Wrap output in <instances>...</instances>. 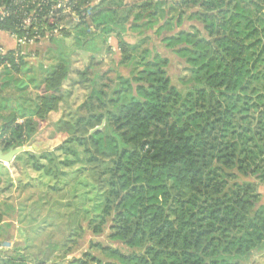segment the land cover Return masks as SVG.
<instances>
[{
  "label": "trees",
  "instance_id": "16d2710c",
  "mask_svg": "<svg viewBox=\"0 0 264 264\" xmlns=\"http://www.w3.org/2000/svg\"><path fill=\"white\" fill-rule=\"evenodd\" d=\"M63 1L0 0V31L25 40L0 53V75L6 80L21 73L23 53L40 41L53 42V33L71 36L58 26L57 13L51 16ZM66 1L77 16L72 37L79 45L90 24L104 34L117 25L110 7L94 6L85 14L80 9L89 0ZM160 1L156 9L162 7L163 18L157 27L172 29L161 38L166 56L140 50L144 40L129 44L118 37L120 64H135L131 74L118 76L108 100L94 87L97 61L91 53L76 72L62 59L34 86L31 109L0 127V146L8 151L28 144L60 114L57 122L75 134L65 144L78 143L87 163L105 166L100 212L85 224L74 220L72 229L82 242L89 238L90 250L71 264H249L264 252L258 191L264 186V0H171V10L178 12L174 17ZM150 5L136 6L149 12L148 24L157 15ZM169 55L183 76L170 72ZM71 73L78 83L72 88L90 83L78 103L66 87ZM64 146L58 149L68 154ZM22 153L33 170L65 183L67 172L58 163L41 162L51 161V152ZM60 164L66 168L70 162ZM2 218L0 210V223Z\"/></svg>",
  "mask_w": 264,
  "mask_h": 264
},
{
  "label": "rangeland",
  "instance_id": "374dc122",
  "mask_svg": "<svg viewBox=\"0 0 264 264\" xmlns=\"http://www.w3.org/2000/svg\"><path fill=\"white\" fill-rule=\"evenodd\" d=\"M145 1H151L154 5H150L149 9L157 12L150 24L147 23L146 18L149 12H143L139 9L140 6L136 7ZM157 1L161 2L160 0H93L86 12L91 13L94 11L92 10L94 6L103 4L104 8L110 7L115 12L117 25L113 32L104 34L90 24L88 36L81 45L72 37L76 33V20L71 15L72 11L62 7L57 14V24L70 32L71 36L64 37L54 33L53 42L45 39L35 45L30 53H23L25 63L22 71L19 75H12L8 79L12 83H8L9 86L4 87L8 80L4 75H0V87L3 85V91L1 89L3 94H0V127L13 114L21 116L31 109L36 97L34 86L62 59L68 61L71 70L76 72L86 66L87 55L91 53L97 61L95 74L98 77L94 87L105 92L106 96L103 98L108 100L112 91L118 87V76L125 77L131 74L135 64H120L118 37L129 44H137L144 40L140 50L151 48L153 51L163 52L162 55L166 56L167 52H164L161 38L170 36L172 29L170 30L168 26L157 27L163 18L159 15L162 7L156 9ZM164 1L163 7L168 13L167 16H176L178 12L171 10V0ZM180 7L184 9V5ZM136 15H139V18H136ZM138 54H134L136 62H140ZM169 56L172 62L170 72L178 77L183 76L184 72L181 71L183 68L177 66L178 62L174 59V55ZM137 68H141V63ZM2 71L3 68H0L1 73ZM76 81L75 74L71 73L66 87L72 88L71 83L78 84ZM15 86L21 87L22 90L18 91ZM89 87L90 83L80 85L78 88L80 90L76 87L72 88L73 98L78 97L75 102L82 100L84 90L88 92ZM4 95L8 100L6 102ZM71 101V98L66 100L67 106H70ZM59 116L60 114L53 116L45 128L40 129L31 137L28 144L21 147H30L32 149L30 152L35 155L51 152L53 159L51 161L42 159L41 162L48 167L52 163H58L60 169L67 172L64 184L55 178L49 180L43 172L33 170V162L23 153L18 154V159L10 163L0 162V210L3 214L0 225V264H55L60 258H63L62 264H71L75 259H82L85 250H90L87 243L89 238L86 236L82 242V238L72 229L77 223L74 220H80L85 224L89 218L95 217L100 212L104 193L101 186L103 176H100V173L105 166L87 163L88 156L83 153L84 147L78 143L65 144L67 140L74 138L75 134L69 126L62 127L61 123L57 122ZM24 119L21 118L19 121ZM62 144L63 146L65 144L63 149L66 148L68 154L58 149ZM0 151L7 152L1 146ZM73 152H76L77 156ZM62 161H69L70 164L65 168L60 164ZM52 184L60 190H51ZM258 191L261 194V203L264 205V186L260 185ZM80 203L81 210L77 216ZM73 223L75 225H72ZM249 264H264V252L256 253Z\"/></svg>",
  "mask_w": 264,
  "mask_h": 264
},
{
  "label": "built area",
  "instance_id": "2783aa9c",
  "mask_svg": "<svg viewBox=\"0 0 264 264\" xmlns=\"http://www.w3.org/2000/svg\"><path fill=\"white\" fill-rule=\"evenodd\" d=\"M20 1H23V0H20ZM93 0H89V1H87V3L82 7V8H84L85 10H83L84 12H85V14H90L89 13V11L88 12H86V9L88 8V6L90 5V3L92 2ZM65 3H67V1L66 0H64L63 2H60L59 4H56L54 7H53V12H51V16H52V13H54V12H56L57 14L60 12V10H61V8L63 7V8H65V10H67V11H70L71 12V9H70V7H68V6H66L65 5ZM1 11V10H0ZM72 16H74L75 17V20L77 21V16H76V14L72 11V14H71ZM32 17V15H30V17L28 18V19H30ZM50 22H53L52 20H53V17H50ZM29 23V20H27L26 21V24H28ZM0 32H3V31H0ZM3 33H6L10 38H12V40L14 41V43L16 44V48L18 47V46H22V45H24L25 44V40L24 39H16L15 38V36H13V35H11V34H9V33H7V32H3ZM54 34V33H53ZM31 44H33V43H31ZM12 50H14V49H12ZM6 51H4V50H2V49H0V53L1 54H4Z\"/></svg>",
  "mask_w": 264,
  "mask_h": 264
},
{
  "label": "water",
  "instance_id": "95a60500",
  "mask_svg": "<svg viewBox=\"0 0 264 264\" xmlns=\"http://www.w3.org/2000/svg\"><path fill=\"white\" fill-rule=\"evenodd\" d=\"M0 94H3L0 87ZM5 96V95H4ZM32 149L30 147H18L8 150L6 153L0 151V162L10 163L15 156L22 152H30Z\"/></svg>",
  "mask_w": 264,
  "mask_h": 264
},
{
  "label": "crops",
  "instance_id": "0c3cea01",
  "mask_svg": "<svg viewBox=\"0 0 264 264\" xmlns=\"http://www.w3.org/2000/svg\"><path fill=\"white\" fill-rule=\"evenodd\" d=\"M95 1V0H94ZM94 5H95V2H94ZM55 38V37H54ZM9 47H8V46ZM8 48H6V47ZM16 47V44L14 43V41L12 40V38H10L6 33H3V32H0V49L2 48H5V49H2L4 51H7V50H11V49H14ZM35 48V47H34ZM33 48V49H34ZM25 54V53H24ZM32 54V53H31ZM30 54V55H31ZM33 55V54H32ZM1 225V223H0ZM3 259V258H2ZM63 258H60V261H62Z\"/></svg>",
  "mask_w": 264,
  "mask_h": 264
}]
</instances>
